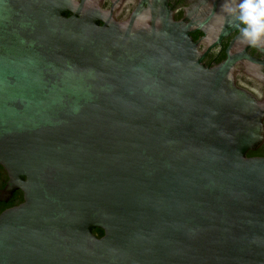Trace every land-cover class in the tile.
<instances>
[{"label":"water","instance_id":"obj_1","mask_svg":"<svg viewBox=\"0 0 264 264\" xmlns=\"http://www.w3.org/2000/svg\"><path fill=\"white\" fill-rule=\"evenodd\" d=\"M70 7L0 0V199L23 194L0 264H264L258 122L225 66L155 8Z\"/></svg>","mask_w":264,"mask_h":264},{"label":"flooded vegetation","instance_id":"obj_2","mask_svg":"<svg viewBox=\"0 0 264 264\" xmlns=\"http://www.w3.org/2000/svg\"><path fill=\"white\" fill-rule=\"evenodd\" d=\"M70 8L85 3L97 10L99 26L110 22L121 26L132 19L139 9L143 21L151 27L150 9L169 19L177 29H188V37L202 57L201 64L212 71L224 67L222 77L231 82L248 104L253 107L259 143L248 150L246 158L264 159V49L245 47L239 42L240 27L222 21L220 6L223 0H67ZM72 14H68L71 16ZM243 99V100H244ZM9 181L8 173L0 166V196ZM23 203L21 191H15L6 201L0 199V215Z\"/></svg>","mask_w":264,"mask_h":264},{"label":"clouds","instance_id":"obj_3","mask_svg":"<svg viewBox=\"0 0 264 264\" xmlns=\"http://www.w3.org/2000/svg\"><path fill=\"white\" fill-rule=\"evenodd\" d=\"M221 20L240 27L239 42L264 49V0H223Z\"/></svg>","mask_w":264,"mask_h":264},{"label":"trees","instance_id":"obj_4","mask_svg":"<svg viewBox=\"0 0 264 264\" xmlns=\"http://www.w3.org/2000/svg\"><path fill=\"white\" fill-rule=\"evenodd\" d=\"M93 234H94L95 236H97L98 238H100V237L102 236V232H101L100 230H94V231H93Z\"/></svg>","mask_w":264,"mask_h":264}]
</instances>
